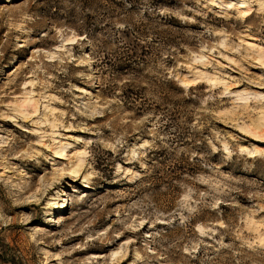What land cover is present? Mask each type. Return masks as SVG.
<instances>
[{
    "label": "rangeland",
    "instance_id": "rangeland-1",
    "mask_svg": "<svg viewBox=\"0 0 264 264\" xmlns=\"http://www.w3.org/2000/svg\"><path fill=\"white\" fill-rule=\"evenodd\" d=\"M0 264H264V0H0Z\"/></svg>",
    "mask_w": 264,
    "mask_h": 264
},
{
    "label": "bare ground",
    "instance_id": "bare-ground-1",
    "mask_svg": "<svg viewBox=\"0 0 264 264\" xmlns=\"http://www.w3.org/2000/svg\"><path fill=\"white\" fill-rule=\"evenodd\" d=\"M62 144H63V143H62ZM63 146H64V145H61V147H60V148L62 149V147H63ZM59 152H60V151H59ZM59 152H58V150H57V149L55 150V154H58ZM63 202H64V201H63ZM56 206L58 207V206H60V204L58 203Z\"/></svg>",
    "mask_w": 264,
    "mask_h": 264
}]
</instances>
